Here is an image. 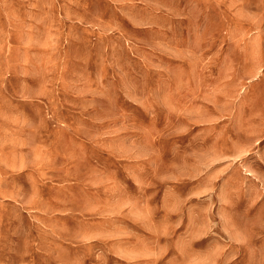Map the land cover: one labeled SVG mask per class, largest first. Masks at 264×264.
I'll use <instances>...</instances> for the list:
<instances>
[{
	"label": "rangeland",
	"instance_id": "374dc122",
	"mask_svg": "<svg viewBox=\"0 0 264 264\" xmlns=\"http://www.w3.org/2000/svg\"><path fill=\"white\" fill-rule=\"evenodd\" d=\"M0 264H264V0H0Z\"/></svg>",
	"mask_w": 264,
	"mask_h": 264
}]
</instances>
